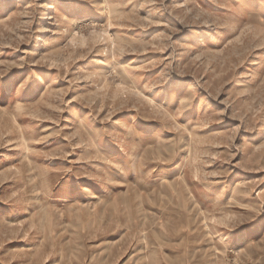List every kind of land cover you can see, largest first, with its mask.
Returning a JSON list of instances; mask_svg holds the SVG:
<instances>
[{
	"label": "rangeland",
	"instance_id": "rangeland-1",
	"mask_svg": "<svg viewBox=\"0 0 264 264\" xmlns=\"http://www.w3.org/2000/svg\"><path fill=\"white\" fill-rule=\"evenodd\" d=\"M0 264H264V0H0Z\"/></svg>",
	"mask_w": 264,
	"mask_h": 264
},
{
	"label": "bare ground",
	"instance_id": "bare-ground-1",
	"mask_svg": "<svg viewBox=\"0 0 264 264\" xmlns=\"http://www.w3.org/2000/svg\"><path fill=\"white\" fill-rule=\"evenodd\" d=\"M120 7H121V6H120ZM121 8H122V7H121ZM133 9H134V8H133ZM116 14H117V13H116ZM121 15H122V14H121ZM109 18H110V16H109ZM135 41H136V40H135ZM235 190H238V189H236V187H235ZM239 190H240V189H239ZM239 190H238V191H239Z\"/></svg>",
	"mask_w": 264,
	"mask_h": 264
}]
</instances>
